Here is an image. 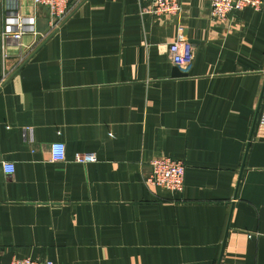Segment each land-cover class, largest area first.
Instances as JSON below:
<instances>
[{"label":"crops","instance_id":"crops-1","mask_svg":"<svg viewBox=\"0 0 264 264\" xmlns=\"http://www.w3.org/2000/svg\"><path fill=\"white\" fill-rule=\"evenodd\" d=\"M180 5L168 18L142 14L150 0H84L51 29L21 2L35 35L4 59L0 39V264H264V9L223 25L209 0ZM178 28L188 77L171 76ZM157 157L184 164L181 194L145 184Z\"/></svg>","mask_w":264,"mask_h":264},{"label":"built area","instance_id":"built-area-1","mask_svg":"<svg viewBox=\"0 0 264 264\" xmlns=\"http://www.w3.org/2000/svg\"><path fill=\"white\" fill-rule=\"evenodd\" d=\"M23 0H0V6L4 5L6 14L1 25V53L5 58L4 48L8 41H13L20 46L21 36L26 33H34V16H24L20 13V4ZM34 8H43L47 11L50 20V28L57 29L66 19L73 8L80 5L84 0H27ZM211 20L227 25L236 14L244 9H252L260 12L264 9V0H209ZM181 12L180 0H150V7L142 10V14H152L160 17L177 18ZM193 47L187 42L181 28H178L176 38L168 45L167 56L170 63L180 72L186 73L193 62ZM256 122L264 125V106L258 110ZM32 129H23V139L32 141ZM48 159L51 163L65 161V146L63 143H51L48 147ZM76 164L86 165L96 162L94 154H76L73 158ZM150 173L145 184L166 190L172 194H181L184 190L185 166L181 161L168 157H157L150 161ZM11 167L12 172H6ZM5 175L14 172V166L3 163ZM10 264H53V262L36 261L30 258H13Z\"/></svg>","mask_w":264,"mask_h":264},{"label":"water","instance_id":"water-1","mask_svg":"<svg viewBox=\"0 0 264 264\" xmlns=\"http://www.w3.org/2000/svg\"><path fill=\"white\" fill-rule=\"evenodd\" d=\"M190 75H191L190 71L187 73H182L176 67H174L172 74H171L172 77H188Z\"/></svg>","mask_w":264,"mask_h":264},{"label":"clouds","instance_id":"clouds-1","mask_svg":"<svg viewBox=\"0 0 264 264\" xmlns=\"http://www.w3.org/2000/svg\"><path fill=\"white\" fill-rule=\"evenodd\" d=\"M5 170H6V172H12L13 171V169L11 167H7Z\"/></svg>","mask_w":264,"mask_h":264}]
</instances>
